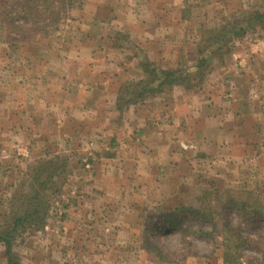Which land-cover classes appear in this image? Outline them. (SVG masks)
Instances as JSON below:
<instances>
[{
  "label": "rangeland",
  "instance_id": "374dc122",
  "mask_svg": "<svg viewBox=\"0 0 264 264\" xmlns=\"http://www.w3.org/2000/svg\"><path fill=\"white\" fill-rule=\"evenodd\" d=\"M59 2L58 31L36 37V52L8 59L0 45V86L8 89H0V213L44 152L66 159L71 171L46 228L23 235L15 251L22 264H172L143 242V226L162 204L194 206L204 179L225 191L264 187V28L237 41L226 65L206 70L200 91L175 87L120 117L119 91L142 76L130 44L162 68L177 67L195 52L202 27L264 10V0ZM246 230L264 246V221ZM215 240L191 238L176 264H219ZM154 242L176 251L180 236Z\"/></svg>",
  "mask_w": 264,
  "mask_h": 264
},
{
  "label": "trees",
  "instance_id": "16d2710c",
  "mask_svg": "<svg viewBox=\"0 0 264 264\" xmlns=\"http://www.w3.org/2000/svg\"><path fill=\"white\" fill-rule=\"evenodd\" d=\"M196 1L198 7L201 0ZM59 3V0H0V45L6 46L2 51L7 52L8 59L22 49H26L27 54L36 52L33 45L36 37L58 31L62 21L61 13L56 10ZM187 10H190L188 5L181 11L184 18ZM224 21L212 29L202 27L199 31L202 37L195 52L190 53V58L182 56L177 67L162 68L148 57L142 58L140 50L130 44L142 76L119 91L116 100L118 116L151 98L173 92L175 87L183 88L187 93L200 91L207 76L206 70H213L216 63L226 65L235 52L237 41L258 27L264 28V10L240 11L237 16ZM123 37L114 45L120 46ZM3 87L8 91L2 83L0 89ZM242 108L246 110L248 105ZM198 155L204 156L203 153ZM68 165L66 159L58 155L52 157L47 151L29 166L24 174L26 181L18 185L0 213V248L4 250L0 251V264H22L15 251L16 244L26 233L46 228L53 203L61 195V189L71 174ZM207 183L206 179L199 183L201 194L194 206L184 200L172 206L162 204L159 215L148 218V224L143 226L145 251L162 263L176 264L192 248L191 238L212 242L217 238L222 243L216 245L217 250L212 255L219 264H264V246L246 236L248 225L264 221V187L252 189L243 183L239 188L225 191L220 185ZM168 233L180 236L176 251H166L154 242L160 235ZM245 250L254 255L247 258L242 253Z\"/></svg>",
  "mask_w": 264,
  "mask_h": 264
},
{
  "label": "built area",
  "instance_id": "2783aa9c",
  "mask_svg": "<svg viewBox=\"0 0 264 264\" xmlns=\"http://www.w3.org/2000/svg\"><path fill=\"white\" fill-rule=\"evenodd\" d=\"M16 152L18 157H21L23 159H27L29 157V151L27 148H22L21 146H17Z\"/></svg>",
  "mask_w": 264,
  "mask_h": 264
},
{
  "label": "crops",
  "instance_id": "0c3cea01",
  "mask_svg": "<svg viewBox=\"0 0 264 264\" xmlns=\"http://www.w3.org/2000/svg\"><path fill=\"white\" fill-rule=\"evenodd\" d=\"M132 109H133V108H131V109L129 110V113H130V114L135 113ZM171 113H172V112H171ZM171 116H173V115H171ZM173 120H174V117H173ZM161 125H162V124L157 123V128H160V127L163 128ZM161 131H162V130H161ZM144 134H146V132H145Z\"/></svg>",
  "mask_w": 264,
  "mask_h": 264
}]
</instances>
